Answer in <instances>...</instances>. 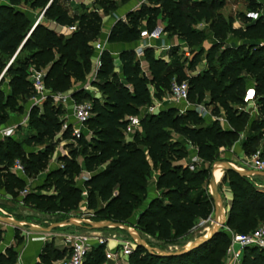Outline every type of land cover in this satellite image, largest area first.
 <instances>
[{"label": "trees", "instance_id": "16d2710c", "mask_svg": "<svg viewBox=\"0 0 264 264\" xmlns=\"http://www.w3.org/2000/svg\"><path fill=\"white\" fill-rule=\"evenodd\" d=\"M4 1L6 3L0 5V75L4 73L0 79V128L8 122L11 114H22L28 100L36 94L29 68L36 72L46 71L44 85L50 93L43 102L42 112L36 107L29 111L27 123L35 134L24 141L9 137L0 142V189L8 195L24 191L25 180L10 171L15 158H22L26 174H37L52 154L51 146L46 142H52L61 134L63 140L73 139L80 151L73 150L67 158H62L63 168L48 174L51 183L38 193L28 192L25 203L64 216L77 211L83 201V191L76 187L74 176L84 171L91 175L84 182V191L87 208L93 211L95 219L126 224L146 201L151 171L157 170L155 188L160 195L147 200L146 207L137 217V226L149 236L168 244L189 233L197 224L207 222L213 212V201L206 188L209 170L192 171L188 166L179 165L178 162L188 157V151L182 141L173 139L172 134L188 141L204 163H214L217 152L232 147L240 131L248 127L249 115L240 108L245 106L244 95L251 80L258 118L250 123L242 147L249 149L258 142L255 132L264 128V17L258 14L261 4L248 0V13L236 16L245 24L240 29L232 27L234 20L231 17H212V11L224 7L221 1L202 0L185 5L194 11V19L211 23L215 41L223 44L229 37L235 42L234 46L224 45L221 50H218L221 46L214 44L206 59L212 63L216 56L217 65H210L199 74H188L196 67L197 57L185 67L179 62L177 49L171 48L169 56L173 61L168 64L155 57L153 49L147 48L143 60L148 65L150 78L145 76L131 50L118 56L122 66L119 76L112 55L103 51L96 76L101 83L95 84L103 100L91 99L92 116L86 126L92 132V138L87 141L83 136L74 139L71 126L61 133L59 117L64 115V109L53 103L52 96L67 93L72 80H85L90 74L95 54L93 44L100 38L103 27L99 12L87 13L82 7L78 14H69L63 0ZM151 3L155 5H143L129 13L128 26L117 22L109 32L108 43L138 41V23L145 22L146 29L151 31L160 15L167 20L164 32L177 36L188 48L205 41L204 32L193 28L192 19L181 12V6L172 0ZM97 5H102L103 12L116 9L112 0H94L93 6ZM35 11H39L38 15L42 14L46 21L62 27H75V31L64 37L35 24L38 16L33 15ZM250 14H257V18L252 19ZM6 80L9 93L2 87ZM174 80L188 83L189 101L196 105L204 103L219 114L222 110L229 127L223 128L217 120L208 121L193 109L180 113L175 106L162 109L155 115L146 113L141 116V132H136L132 141L126 142V118L138 115L140 108L151 105L149 86L153 88V96L161 98ZM80 95H83L82 91L75 93L72 99ZM207 121L209 123L205 125ZM25 145L45 147L43 151L24 154ZM79 155L83 158L82 165L76 161ZM102 166L103 170H99ZM257 180L258 177L247 178L232 172L224 174L221 183L228 184L232 194L226 224L202 247L188 255L172 258L152 256L142 248H136L127 264H221L213 254L229 240L225 229L250 233L258 226H264V189L259 188ZM50 189L52 193L47 191ZM14 231L16 240L19 230ZM3 239L4 233L0 229V242ZM104 250L102 246L92 248L84 264H101L105 260ZM45 251L54 256V261L63 258V253L46 244ZM45 256L41 254L42 259ZM16 259L17 253L12 248L0 254V264H15ZM241 264H264V250L246 248Z\"/></svg>", "mask_w": 264, "mask_h": 264}, {"label": "rangeland", "instance_id": "374dc122", "mask_svg": "<svg viewBox=\"0 0 264 264\" xmlns=\"http://www.w3.org/2000/svg\"><path fill=\"white\" fill-rule=\"evenodd\" d=\"M66 0H63V2L65 3L64 5L67 7L66 5ZM113 4L116 6V9L113 10H109L107 12H103L102 10V5H97L96 7L93 6L92 3V7L91 8H85L86 10H82L85 12H92L97 10L102 18V24L106 25V23H110V20L114 19V25L121 21L122 23L126 24L128 26V14L131 13L127 12L124 17L122 16V19H119L116 21V15L117 13L121 14L122 9H127L126 7L128 5H130L131 3L133 4L134 2H140V6L146 5V6H154L155 4H152L151 1H156V0H112ZM174 3L178 4L179 7L181 6V12L189 15V17L192 19L193 22V28L198 30V31H203L204 35H205V41L193 48H188L185 44V42L181 41V40H177L176 44L171 45L170 47L166 50V51H162V49H160V47H162V44L160 45V42H158L157 46H155L154 48V56L157 58H160L162 60H164L166 63L171 64L172 63V58L169 56V51L171 48H176L177 49V57L179 59V62L181 64H183L185 67L188 66V64L193 61L196 57V59H198V63L196 65V67L191 71L188 72L189 75H195L197 73L202 72L203 70L207 69L210 67V65L216 66V56H214L213 62L210 63L208 62V59H206V56L208 55L210 49L212 48V46L214 44H216L217 46H221L218 50H221L223 48L224 45L226 46H234L235 42L233 41V39L229 38L223 43L220 44V42L215 41L212 37V33H211V23L210 22H206V21H197L196 19H194V11L192 9L189 8H185V5H190L192 3L195 2H201L202 0H172ZM224 3V7L220 10L217 11H212V17L216 18L217 16L223 17L225 19L231 17L233 20L236 18L237 15L239 14H244L246 15L248 13L246 6H247V2L248 0H218ZM256 3L262 2V0H255ZM262 4V3H261ZM262 6V5H261ZM263 9V6H262ZM242 11V12H239ZM34 15H38L39 11H35L33 12ZM70 13V12H69ZM38 17V16H37ZM167 24V20L165 18H163L161 15L158 16L157 18V22H156V26L160 25L163 28H165ZM145 28H144V27ZM138 29L142 28V29H146L145 26V22H140L137 25ZM141 29V30H142ZM164 39H172L173 37H176L175 35L169 34L164 32L163 34ZM177 38V37H176ZM141 39V38H140ZM98 42V40L96 41ZM121 43V42H120ZM122 44V43H121ZM135 54V59L138 60L140 62V66L141 69L143 71H145L146 69V64L144 63L143 60V56L139 55V53H134ZM92 73V71H91ZM97 76V75H96ZM96 76H94V74H91L89 76V79L86 77L85 80H81V81H73L71 82V87L70 90L71 91V97L75 95V93L82 91L83 95H80L76 98H73V102L76 104H81V103H87L90 107H91V112H92V108H93V104L91 99H96L99 100L97 98V92L99 91L98 88L95 86L96 83H98L96 81ZM7 85V81H5L3 87V90H5V87ZM150 92H151V105H149L148 107H143L139 109V114L138 115H130L129 117H141L146 113L150 112V108L151 107H156L159 105H163L164 109L170 108V107H175V104L172 102V98H171V87L169 89V91L165 92L164 95L161 98H155L153 96L154 92H153V88L152 86H149ZM35 91V89H34ZM36 92V91H35ZM49 90H47V94L49 96ZM53 103L56 104L55 100L52 98ZM189 104L192 107H195L196 104L192 101H189ZM41 105H34L33 107H36L39 111H41L40 109ZM31 108V109H32ZM30 109V110H31ZM69 110V111H68ZM65 109L64 111V115L59 117V120L62 123V127L64 124H70V126L73 128V126H75V123L73 122V119L71 117V110L69 109ZM207 111L210 112V115L213 113L214 117H219V113H217L216 110L213 111V107H209V109H207ZM28 120V119H27ZM209 122H204V124H208ZM250 128V122L248 123V127L246 129H243L242 131H240L239 136H238V140L234 145L239 146L240 142H244L245 140V136L248 133V130ZM35 134V131L33 130V128H30L28 123L27 126L23 129L21 127H17V133L16 136H14V139L18 140V141H24L26 138H28L30 135ZM173 139H180V141H182V143L185 145V148L190 151H192V149L190 148V143L188 141H184L182 138H180V136L176 133H173ZM255 135H257L258 137V142L253 145L251 148L249 149H244L241 146V151H237V152H233V146L232 147H227L224 148L222 150H219L216 154V161H226L229 162L231 164H233L235 167L242 169L243 166L241 164V160L243 158L246 157H250L251 155H253L256 152H264V128L261 129L260 131L255 132ZM87 141H90V139L92 138V132L88 129V127L85 125V127L83 128V135H82ZM47 145L51 146L52 149V154L48 160V162L43 166V168L41 170L38 171L37 174L33 175L31 173H28L24 176H22V178L25 180L26 182V186H25V190L21 191L18 195H8L5 196L4 198L0 197V216L4 215L6 217H10L14 220H21V221H27L29 223H32L34 225L46 228L48 227L50 224L52 223H56V222H60L63 220H67L69 218H73L76 219L78 221H80L81 223H87V224H91V223H95V222H102V221H108L106 219H95L93 211L90 210H85V195L83 194V201L79 204V208L75 213H71L67 216H64L60 213H47L45 211L36 209L32 204L30 203H25L24 202V197L26 196V194L28 192H33V193H38L41 191V189H43V187L45 185H48V183H51L50 180H48V174L55 169H62L63 168V162H61L62 158H67L70 154L71 151H80V147L77 146L76 142L73 139H68V140H63L61 138V135L58 134L56 135V137L53 139L52 142H46ZM243 145V143H242ZM45 145H32V146H23V152L24 154L30 153V152H38V151H43L44 150ZM194 148V147H193ZM192 155L194 156V153H192ZM192 156V157H193ZM243 157V158H242ZM81 156L79 155L76 159L77 163L78 160H80ZM18 161L24 168V163L22 158H15L14 162ZM190 164L193 166H189L190 170L192 171H196L198 169H206L209 170L211 165L210 163H204L202 160L200 159H196V158H192ZM192 167V168H191ZM247 170V169H244ZM152 174H153V170L151 171L150 174V178H152ZM80 175V174H79ZM79 175L74 176V182L75 179H77L79 177ZM258 185L263 186L264 184V179L262 180L259 179L257 180ZM76 185V182H75ZM225 184L221 183V180L219 181L218 187H219V194H220V198L222 201V206L223 208L227 211L228 207H227V195H226V188L224 186ZM207 191L210 194L211 190L209 188V176L207 179V185H206ZM49 191V193H52V190H47ZM160 195V194H159ZM158 195V196H159ZM156 196V197H158ZM149 199V195L147 196L146 201L143 203V205L140 207V209L136 210L132 216L126 221V224L132 226L135 228V230L138 232V234L141 236V238L148 243L149 245H151L154 248H158L160 250H164V251H180L182 250L184 247L187 246L188 243L195 241L196 239H198L199 237H201V234L205 231H207L206 229L209 228L212 224L213 218H214V213L212 212L209 220L205 223H199L197 224L189 233H187L186 235L180 237V238H176L174 241L170 242V243H162L158 240H156L154 237L149 236L148 234H146L141 228H139L137 226V217L140 213V211L142 210V208H144L145 204H147V200ZM84 208V209H82ZM261 226V225H260ZM260 226H258L257 228H259ZM256 228V229H257ZM0 229L3 230V233L5 234L6 231L12 232L14 231V229L11 226H4V225H0ZM5 231V232H4ZM226 233L229 234L232 232L228 229H225ZM15 232V231H14ZM81 234V235H85L87 237H89L90 239H92L91 243H95V241H93V238L95 237H99L101 239H103L104 241H108L107 246H102L105 248V250H110V249H115V241H126V240H130V238L126 235V233L122 230H115V229H106V230H101V231H87V230H83V229H78L75 227H71V226H65V227H61V228H57L55 229L53 232H51L48 235H41V234H35V233H30L28 231L25 230H19L16 244L17 246H21L22 247V243H23V238L24 237H28V236H35L38 235L40 237H43L45 239V244L49 245V247H52L58 251H60L61 253H63V258L58 260V261H54L53 259V255L50 254L49 252H43V248L41 251V254H45V258H39L38 264H62L64 262L65 259H67L69 257V253H68V249H67V244L68 242L66 241V237L70 236V235H74V234ZM240 234H244V233H240ZM226 236V237H228ZM229 239V238H228ZM230 248V242L229 240L224 241L223 245L215 252V254H213L214 258L220 259L221 260V264H227V255H228V251ZM105 250H104V255H105ZM264 250V249H263ZM101 264H112L111 262H108L105 260H103L101 262Z\"/></svg>", "mask_w": 264, "mask_h": 264}, {"label": "built area", "instance_id": "2783aa9c", "mask_svg": "<svg viewBox=\"0 0 264 264\" xmlns=\"http://www.w3.org/2000/svg\"><path fill=\"white\" fill-rule=\"evenodd\" d=\"M0 0V4H1ZM94 1V0H90ZM42 17V14L40 15ZM249 17L252 19L257 18V14H250ZM69 33H73L75 31V27H66ZM164 34V28L160 25L155 26L151 31L147 29L140 30V38L146 41L157 42L159 41ZM93 48L95 54L97 55L95 59L94 68L92 69V73L94 76L97 75L98 70L101 67L100 56L103 52V46L95 42L93 44ZM146 47L141 46L136 50V53L139 55H143L144 49ZM164 50V48H162ZM44 70L39 72L32 71L30 74V81L35 89V96L33 97V101L35 105H42L45 99L48 97L47 89L44 85ZM53 99H58L61 104H67L71 102V99L63 94H57L52 96ZM171 98L172 102L179 109L180 113L185 112L188 109L195 110L198 115L204 119H206L209 115L207 111L203 108L202 105H196L192 107L189 104L188 100V83L186 81L176 82L172 81L171 85ZM244 103L245 106L241 107L240 110L244 111L248 114V108L253 106L255 109L257 108V99L255 97L254 87H249L246 90L244 95ZM92 116L91 107L87 103L76 104L71 103V117L75 126L71 127V135L74 139H78L83 135V128L86 125V122ZM128 121L127 130L124 134H135L140 130V118L139 117H127ZM70 127V124H64L61 133L67 130ZM16 127L8 128L1 131V135L4 138L13 137L15 134ZM241 164L243 166L242 169L247 170H255L258 172H264V152H256L250 157L243 158L241 160ZM12 174L17 177H22L25 175V171L23 166L15 161L10 168ZM91 175L88 173V176L84 177V182L87 181ZM261 188V187H259ZM263 189V188H261ZM85 195V191L83 192ZM205 223V222H202ZM230 240V248L227 255V264H241L243 252L248 247H256L259 249H264V226L261 225L259 228L255 229L250 233H235L231 232L229 234ZM67 249L69 251V257L64 260L62 264H84L86 261L87 254L94 247L99 246H107L108 241H104L101 238H93L95 243H91L92 239L85 235L74 234L66 237ZM115 249L105 250V259L112 264H127L128 258L132 251L134 250V244L131 240L124 241H115Z\"/></svg>", "mask_w": 264, "mask_h": 264}, {"label": "crops", "instance_id": "0c3cea01", "mask_svg": "<svg viewBox=\"0 0 264 264\" xmlns=\"http://www.w3.org/2000/svg\"><path fill=\"white\" fill-rule=\"evenodd\" d=\"M65 2H66V5H67V9L70 12L69 14H78L81 11L82 7L91 8L92 7V3H93L90 0H66ZM4 3H6V2L4 0H2L1 4H4ZM258 4H261L263 6V9H261L258 14L260 16L264 17V0H262V2H259ZM139 6H140V2H134L133 4L131 3L130 5H128L126 7L127 9H122L121 14L117 13L116 21L119 20V19H122V16L124 17V15L127 12L136 11L137 9H139ZM239 12H242V11H239ZM33 15H34V13H33ZM35 21H36L35 24L39 23V24L49 28L50 30H53L55 33H57L59 35H62L64 37H68L71 34V33H69V31L67 30L66 27L58 26L54 22L46 21L43 17H40L39 15L35 19ZM113 26H114V19L110 20V23H106V25L104 23V25L102 27L100 38L98 39V43H100L103 46V51H107V52H109L112 55L114 69H115V72L119 76H121V73H122V66H121V63H120L119 58H118V56H119V54L121 52L127 51V50H131L134 53H136V50L139 47H141V46L146 47L145 49L151 48V49H153V51H155L154 47L157 46L158 42H160V45L162 44V47H160V49L164 48V50H162V51H166L170 47V44L171 45L176 44V42L178 40L177 36H176L177 38L173 37L172 39H164V37L162 36V38L159 41H157V42H152V41H146V40H143V39H139L138 41L133 42V43H122V44L121 43H108L109 32H110V30H111V28ZM244 26H245V24H243L242 21L238 20L237 18L234 19V22H233V25H232V27L234 29L244 28ZM142 28H139V31ZM96 57H97V55L94 54V56L92 58V69L94 68V64H95L94 62H95ZM144 63L146 64V69H145V71H143V70L142 71H143V73L145 74L146 77L150 78V74L148 72V65H147V63L145 61H144ZM32 71H33V69L29 68L30 74L32 73ZM44 72H46V71L44 70ZM90 75H91V72H90V74L87 77L88 79H89ZM1 76L3 77L4 73H2L0 75V77ZM96 81L98 83H101V81H99V80H96ZM252 86H253V82L250 80L249 83H248V88L252 87ZM5 92L9 93V88H8L7 85L5 87ZM70 94H71V91H68L67 93H65L63 95H66L67 97H69L71 99V102H68L67 104L66 103L65 104H61L58 99H54L55 102H56L55 105L62 106V108L64 110L65 109L68 110L69 108L71 110V103H72L73 99H72ZM96 94H97L96 95L97 98L100 101H102L103 100L102 94L99 91ZM55 95H57V94H55ZM208 102H209V97L207 96L206 97V103H208ZM34 105L35 104H34V101H33V98H32V99L28 100L27 104L24 107V111H23L22 114H11L8 122L0 128V142L4 140V137H2V135H1V131L2 130L16 127L15 134H14V136H16L17 127L18 128L21 127V128L24 129L27 126L28 114H29L30 109ZM42 105H43V103H42ZM42 105L40 106V109H41L40 112H42ZM201 105L203 106L205 111H207V109H209V107L206 104L203 103ZM247 108H248L249 122L251 123V122L255 121L258 118V110H257V108L255 109L253 106H250V107H247ZM162 109H164L163 105H159V106H156V107H151L149 114H154L155 115L159 111H161ZM207 112L210 115V112L209 111H207ZM219 115H220L219 117H216V116L214 117L211 114L206 119L208 121L209 120H217L223 128H228L229 126H228V124L226 122V119L224 117V112L222 110L220 111ZM138 132H141V129L138 130ZM133 135L124 134L125 141L126 142L127 141H132ZM178 140H180V139H178ZM242 143L243 142L241 141L239 146L234 145L232 153L234 151L235 152L241 151ZM190 148L192 149V151L188 150V157L186 159L178 162L179 165L188 166L189 167V166H192L190 164V162H191V159L193 157L196 158V159H199L198 156H197L196 149L193 148L191 145H190ZM192 153H194V156L192 155ZM82 162H83V158L81 157L80 160H78V164L82 165ZM103 168H104V166L100 167L99 170H103ZM86 176H88V173L83 171L79 175V177L77 179H75L76 187L79 188L80 190H82L83 192H84V180H83V178L86 177ZM157 176H158V171L157 170H153L152 178H150V180L148 181V187H149L148 195H149V199L155 198L156 196H158L160 194V192L157 191L156 188H155ZM258 178L261 179L262 177H258ZM263 179L264 178H262V180ZM224 186L226 188L225 190H226V195H227V207L229 208V206L231 204V200H232V194H231L229 185L225 184ZM259 187L264 189V184H263V186L259 185ZM5 196H7V194L4 192V190L0 189V197L4 198ZM84 205H85V210H88L86 200L84 202ZM146 205L147 204H145L144 208L146 207ZM100 206H103V205L100 204ZM144 208H142V210ZM82 209H84V208H82ZM75 212H73V213H75ZM210 229H211V226H210ZM210 229L208 231L204 230V232L201 234V237L206 235L210 231ZM44 243H45V239L43 237H40L38 235H35V236L31 235V236L23 238L22 247L21 246H17L15 238H14V231H12V232L6 231V233L4 234V239L0 242V254L4 253L6 249L12 248L17 253V259H16L15 264H38V261H39V258H40L41 251H42V248L44 246Z\"/></svg>", "mask_w": 264, "mask_h": 264}, {"label": "water", "instance_id": "95a60500", "mask_svg": "<svg viewBox=\"0 0 264 264\" xmlns=\"http://www.w3.org/2000/svg\"><path fill=\"white\" fill-rule=\"evenodd\" d=\"M1 78L2 76L0 77V79ZM217 169L222 170L223 176L226 172H232L239 176L247 177V178H251V177L264 178V172L240 169L226 161L224 162L216 161L212 163L209 169V188L211 190L210 196L213 201V213H214V218L211 224V229L206 235L198 238L196 241L188 243L187 246L184 247L180 251L171 252V251H164L158 248L151 247L148 243H146L141 238V236L138 234V232L135 230L134 227L128 224L114 222V221H102V222H95V223L87 224V223H81L80 221L76 219L69 218L67 220L52 223L48 227L43 228V227L34 225L32 223H29L27 221L14 220L10 217L1 215L0 225L11 226L14 230H25L30 233L41 234V235H48L51 232H53L55 229L65 227V226H71V227H75V228L83 229L87 231H101V230H106V229L122 230L126 233V235L133 242L134 249L142 248L150 255L156 256V257H167V258L182 257V256L190 254L191 252L197 250L198 248L202 247L203 245L211 241V239L216 234H218L222 228L225 227L226 220H227V213L229 211V208L226 211L222 206V201L220 198L219 187H218L219 183L215 179V171Z\"/></svg>", "mask_w": 264, "mask_h": 264}, {"label": "bare ground", "instance_id": "6f19581e", "mask_svg": "<svg viewBox=\"0 0 264 264\" xmlns=\"http://www.w3.org/2000/svg\"><path fill=\"white\" fill-rule=\"evenodd\" d=\"M222 177H223V172H222V170L217 169V170L215 171V179H216V181L219 183V181L222 179ZM209 229H210V227L207 228L206 230L208 231Z\"/></svg>", "mask_w": 264, "mask_h": 264}]
</instances>
